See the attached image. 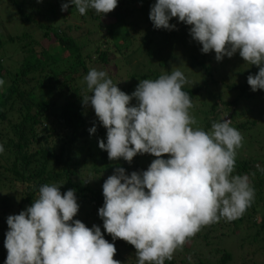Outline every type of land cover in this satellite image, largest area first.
I'll return each mask as SVG.
<instances>
[{"label":"trees","instance_id":"16d2710c","mask_svg":"<svg viewBox=\"0 0 264 264\" xmlns=\"http://www.w3.org/2000/svg\"><path fill=\"white\" fill-rule=\"evenodd\" d=\"M2 1L8 8L5 18L0 12L5 20L0 28H11L6 23L9 20L27 28L9 34L0 29V79L5 81L0 86V144L4 147L0 153V264H5L8 255L4 246L8 216L31 206L44 183L62 185V193L75 190L81 208L78 220L89 228L98 225L104 229L98 214L104 204L103 184L117 167L127 170L130 165L123 158L110 160L108 152L99 147L100 139L107 143V129L81 97L87 94L83 78L91 68L107 71L131 95L140 80L158 78L162 74L159 67L169 68L170 60L177 59L176 50L191 39L194 47L185 59L187 68H195L196 74L199 69L208 77L198 86L187 83L183 89L193 104L201 98L211 116L201 118L196 112L198 125L207 131L214 120L227 116L242 133L243 145L255 143L253 128L261 126L258 134L263 132L264 122L255 117L264 118V89L253 92L247 82L259 68L247 64L239 52L231 58L225 56L222 68L213 65L210 57L215 52L203 53L202 45L190 35L191 26L178 18L170 24L177 27L180 22L179 29H156L150 20L156 0H119L115 10L104 16L92 9L80 15L74 4L62 11L66 0ZM69 18L82 24L71 23ZM109 19L114 21L109 23ZM140 55L143 58L137 60ZM217 75L221 82L215 79ZM93 126L97 128L94 134L89 131ZM149 156L138 154L134 163L151 164ZM257 164L264 167V157L240 159L237 155L234 175L249 174L255 188L251 207L233 221L221 219L202 227L165 264H264V173L256 169ZM258 213L262 214L260 221ZM232 225V234L223 232ZM103 234L115 244L114 259L137 264L133 245ZM231 237L238 238L236 253L224 244ZM187 254H193L194 260Z\"/></svg>","mask_w":264,"mask_h":264},{"label":"clouds","instance_id":"9594fccd","mask_svg":"<svg viewBox=\"0 0 264 264\" xmlns=\"http://www.w3.org/2000/svg\"><path fill=\"white\" fill-rule=\"evenodd\" d=\"M118 3L66 0L61 10L74 4L80 15L92 9L104 16ZM173 18L191 26L190 35L203 53L214 51L222 61L239 52L247 64L257 66L258 73L247 82L253 92L264 89V0H156L151 6L156 29H176ZM83 82V105H90L107 129V143L100 139L99 147L109 159L131 163L138 154L156 157L142 173L128 175L117 167L103 184L98 213L103 227L113 241L135 247L137 264H165L202 227L233 221L251 207L255 188L250 175H234L242 133L228 117L214 120L207 131L198 125L191 96L183 90L187 77L178 67L140 80L131 95L105 70L91 68ZM4 83L0 79V86ZM89 131L94 134L97 128ZM256 169L264 173L259 164ZM61 186L42 184L31 206L8 216L5 264H121L100 226L74 220L80 208L75 190L62 193Z\"/></svg>","mask_w":264,"mask_h":264},{"label":"rangeland","instance_id":"374dc122","mask_svg":"<svg viewBox=\"0 0 264 264\" xmlns=\"http://www.w3.org/2000/svg\"><path fill=\"white\" fill-rule=\"evenodd\" d=\"M0 12H1V15L4 16V18L6 17V13H7V8H8V5L7 4H3V1L0 0ZM138 6V5H136ZM1 21L2 23H5V20L3 19V17L0 18V26H1ZM114 20L113 19H109L108 22H113ZM69 22L71 23H77L78 25L82 24V21L79 20V19H74V18H69ZM6 23H9L11 26V28L9 27L8 29L6 28L5 26V29H1L2 30V33L3 34H9L11 31H14V30H17V31H24L26 30V25L23 24V23H17L16 20H9L8 22ZM179 25H180V22L177 23V29H179ZM166 31H168L166 29ZM159 40V39H158ZM156 40V41H158ZM45 42H51L52 43V46H56L58 45L57 43H54L53 40L51 41H45ZM193 41H191V39H186L184 41V43H182L185 48L184 50H182V44L180 45V48H178L176 50V53H177V59L173 58L170 60L169 62V68H162V67H159L160 69V72L161 73H168L167 71H170L172 70L173 67H178L184 74L185 76L187 77V80H188V84H190L191 86H198L200 85L201 83H203L206 79H208V77H206L204 74H203V71L198 70V74H196V71H195V68H187L188 66V63L186 62V57H187V54H189V51L192 50V48L194 47L193 44L191 43ZM69 54V53H67ZM143 58V56H139L137 60H141ZM212 62L213 65H216L220 68H222V64H221V61H217L216 58H215V55H211L210 57V63ZM212 65V66H213ZM114 69H116L114 66H113ZM195 71V74L193 73ZM217 81H220L221 82V77H219L217 75V77L215 78ZM140 82V81H139ZM138 82V83H139ZM231 97V96H230ZM229 98V97H228ZM229 99H232V98H229ZM205 109L206 107L204 108V105H202V99L198 98L195 103H194V108L191 110L192 111V114L194 115L196 112L197 114L201 116V118H204L207 114L205 112ZM227 114V113H225ZM224 114V115H225ZM223 115V116H224ZM250 115H253V114H250ZM208 117H211L210 115L208 116L207 115V118ZM227 118V116H226ZM259 123L261 122H264V118H261L259 116H256L255 117ZM219 120H222L221 118ZM261 126H259V130H261L260 128ZM257 128H253V132L255 131V135L253 136V141L255 142L253 145L251 144H244L243 147H241L240 149H238V158L242 159V158H249L250 156L253 157V156H261V157H264V129H263V132L258 134V129L256 131ZM150 160L153 161L154 159H156L155 156L151 155L149 156ZM165 159H168L169 158V155L168 154H165L164 156ZM117 160H115L116 162ZM134 163V158L132 160L131 163L128 162V164L130 165L129 168L126 170V174L128 175H131V173L133 171H136V172H139V173H142L143 171H146L148 169V167L150 166L149 163H145V162H142L140 163L139 165H136ZM89 180H91L90 182H92L94 180V177H89L88 178ZM261 203H264V201H262ZM79 216H81V208H79V211H78V214L75 216L77 219L79 218ZM258 221H260V218L262 217V214L261 213H258V215H256ZM233 226V225H232ZM230 226V229H229V226H227L226 228L222 229L223 232L225 233H230L232 234V229L234 228V226L232 227ZM242 228H246L245 225L241 226ZM102 233L103 232H106L105 229H101ZM250 231V230H248ZM225 235V234H224ZM264 235V234H263ZM220 240V239H218ZM238 238L237 237H231V238H228L224 241V244H225V247L228 248L230 251H233V252H237L240 248L238 247ZM238 247V248H237ZM189 256V258H191V260H194L195 257H193L192 255L193 254H187ZM257 258V257H255ZM197 260V259H196ZM195 260V261H196ZM235 261H237V263H239L238 261V258H235Z\"/></svg>","mask_w":264,"mask_h":264},{"label":"built area","instance_id":"2783aa9c","mask_svg":"<svg viewBox=\"0 0 264 264\" xmlns=\"http://www.w3.org/2000/svg\"><path fill=\"white\" fill-rule=\"evenodd\" d=\"M227 119H229V118H227Z\"/></svg>","mask_w":264,"mask_h":264}]
</instances>
